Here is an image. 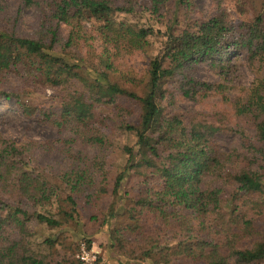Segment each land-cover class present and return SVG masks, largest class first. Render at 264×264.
<instances>
[{
    "label": "trees",
    "instance_id": "1",
    "mask_svg": "<svg viewBox=\"0 0 264 264\" xmlns=\"http://www.w3.org/2000/svg\"><path fill=\"white\" fill-rule=\"evenodd\" d=\"M16 1L0 14V55L15 52L0 66V104L66 131L50 141L71 161L41 165L40 142L0 130V264H55L63 234L76 228L91 243V225L121 264H264V0L238 24L223 0H210L218 10L204 18L193 16V0ZM236 3L247 12V0ZM21 7L33 12L24 32ZM135 52L148 56L145 78L122 62ZM232 53L254 73L233 98L227 85L187 73L203 61L228 67ZM169 85L191 100L218 99L183 114ZM38 87L52 93L36 97ZM222 132L238 134L229 151L215 140ZM75 143L117 145L122 168L110 179L102 156ZM31 222L48 233L29 231Z\"/></svg>",
    "mask_w": 264,
    "mask_h": 264
},
{
    "label": "rangeland",
    "instance_id": "2",
    "mask_svg": "<svg viewBox=\"0 0 264 264\" xmlns=\"http://www.w3.org/2000/svg\"><path fill=\"white\" fill-rule=\"evenodd\" d=\"M246 3L247 12L239 13L237 7L241 5L236 3V0H223L220 4L221 10L224 9L225 17L227 20L238 24L242 22L245 17H251L253 13L260 9V0H247ZM194 3V17L204 18L209 17L217 9L215 4L210 0H193ZM1 11L0 14L6 10L7 12L14 13L17 9L18 2L16 0H0ZM30 8L21 7L18 20L21 23L22 32L28 31L33 25V15ZM230 63L228 67L220 68L208 64V62L203 61L199 63L192 64L187 70V73L191 76L209 82H219L227 85L226 94L233 98L241 86H248L254 78L253 70L247 65L245 58L241 54L232 53L229 55ZM15 58V52L10 54L0 55V66L4 67L10 63ZM123 64L126 70H128L132 75H137L139 78H145L146 71L148 68V56L144 52H135L131 55L125 56L123 59ZM18 83L17 81H15ZM127 87L132 88L131 85L126 84ZM170 89L173 91V103L172 107L176 111H180L183 114H188L202 111L206 112L207 104L214 103L218 99L217 96H210L204 100V103L199 100H191L183 97L181 94L177 93V90L169 85ZM134 89H139L133 87ZM141 90L139 89V93ZM52 93L50 87H38L35 90V96L41 97L43 95H49ZM211 107V106H210ZM2 116L0 118V130L7 137L15 140L16 142L27 144L28 141L40 142L37 146H33V155L36 157L37 161L41 165H45L48 168H55L60 164L66 165L71 159L68 154H63L56 147H60L57 142L50 141L57 137H63L67 135V132H62L61 134L51 126L40 123L34 119L26 118L20 114L18 110L11 103L0 104V113ZM237 122L244 128L248 127L249 121L247 118L239 117ZM108 119L106 118V121ZM236 121V119H232ZM121 139V135H118ZM216 142L219 144L223 151H229L238 142V134L233 132H222L217 134L215 138ZM72 148L74 150L79 149L81 152H88L93 155L98 153L101 158L105 161V168L109 172L110 179L113 178L117 171H119L124 163V156L120 148L115 145L114 147H105L102 150L98 147H92L91 145L73 144ZM79 209H81V220L85 221L88 215L87 205L79 202ZM86 229L87 239L91 240V244L95 246L98 250V257L93 264H121L119 262V257L112 254L107 248V238L103 231L95 232L96 228L94 226H88ZM83 229L84 228H81ZM39 230L37 235L43 236L48 233V230H44L34 222L29 224V231ZM78 231L71 230V232H65L62 239V245L58 244L56 250L53 254V259L55 264H82L76 257L78 251V244L80 241H85L76 237ZM9 238L15 237L16 232L14 229L9 228L7 232ZM36 239V238H35ZM28 242V240H27ZM115 251V249H113ZM122 262H126L123 258ZM129 264H150L148 262H131ZM123 264V263H122ZM126 264V263H125Z\"/></svg>",
    "mask_w": 264,
    "mask_h": 264
},
{
    "label": "built area",
    "instance_id": "3",
    "mask_svg": "<svg viewBox=\"0 0 264 264\" xmlns=\"http://www.w3.org/2000/svg\"><path fill=\"white\" fill-rule=\"evenodd\" d=\"M76 257L82 264H90L96 261L98 250L91 243L82 240L78 244Z\"/></svg>",
    "mask_w": 264,
    "mask_h": 264
}]
</instances>
